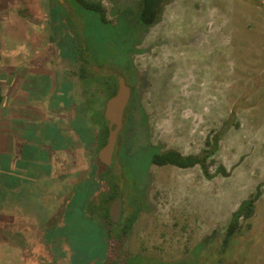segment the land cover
<instances>
[{
	"label": "rangeland",
	"instance_id": "374dc122",
	"mask_svg": "<svg viewBox=\"0 0 264 264\" xmlns=\"http://www.w3.org/2000/svg\"><path fill=\"white\" fill-rule=\"evenodd\" d=\"M139 1L102 0L105 23L74 0L6 2L0 59L31 66L23 96L45 125L28 133L38 154L5 169L2 198L11 204L0 209V264H34L44 234L61 222L68 190L47 171L61 130L74 137L71 151L94 165L90 119H100L105 90L86 97L92 80L71 76L77 49L102 79L121 74L133 88L111 168L102 172L117 184L127 214L140 211L125 240V264H264V0H166L150 26L140 21ZM84 99L91 116L75 123L63 105L79 108ZM209 134L212 178L198 166L151 164L152 154L167 149L198 154ZM250 197L249 226L240 221L223 248L228 223ZM73 238L70 254L44 262L99 259L95 228L89 238Z\"/></svg>",
	"mask_w": 264,
	"mask_h": 264
},
{
	"label": "trees",
	"instance_id": "16d2710c",
	"mask_svg": "<svg viewBox=\"0 0 264 264\" xmlns=\"http://www.w3.org/2000/svg\"><path fill=\"white\" fill-rule=\"evenodd\" d=\"M74 1L81 8L95 12L101 22H107L106 10L102 0ZM165 1L140 0L139 18L141 23L146 26L154 24ZM76 64L71 70V76H77L79 81L91 79V84L96 87L87 85L84 89L86 97L90 94L92 95L93 90L99 92L103 89L105 90L104 103H106L110 97L115 95L117 91L116 77L121 76V74L102 79L100 72L88 64L84 52L78 49L76 50ZM81 95L83 96V94ZM88 101L86 99L81 100L79 108L75 107L74 103L65 104L63 105L65 108L63 111L70 116L69 118L72 121L75 119L76 123V121H81L85 117L91 116V110H89L91 107ZM104 109L105 104H103V109L99 111L100 119H90L96 124V147L92 153L94 159L92 168L86 165L82 154L79 152L80 149L76 150V152L75 150H72L74 152L71 151L73 147L71 143L72 140L74 141V137L69 131L64 129L61 130L62 135L59 137L60 145L53 150L50 149V152L48 151L47 153L49 157L47 159V171H52L50 173L63 183V190L67 189L68 193L64 196L60 205L59 211L62 212L61 222L52 225L51 229H48L44 234L46 238L40 243L41 253L32 257L35 261L34 264H56L54 261L51 263L44 261H47V257L54 259L64 253L70 254L73 246V237L83 236L89 238L91 228L96 229L99 240L97 250L101 252L99 259H94L93 256L89 258L91 264H125L126 254L128 253L125 247V240L140 211L136 208L127 214V210L125 211L123 207V217L120 224L115 226L111 220L109 213L110 204L120 195L117 184L108 174H102L103 171L109 170V167L102 164L98 159V152L106 144L108 136V122L104 117ZM100 120H102V123H100ZM51 126L50 131L53 132L54 129ZM210 134L204 141V148L198 154L183 155L175 149H167L152 154L151 164L155 166L171 165L180 169H190L198 166L204 177L207 179L212 178L209 169L215 164V160L213 158L214 146ZM24 141L26 142V154L24 153V157H35L39 152L38 141L35 139H25ZM85 147L87 148V145ZM78 159L81 160L78 162ZM72 175L75 178L74 181L70 182L69 178ZM6 198V196L3 198L5 202L8 200ZM254 210V200L250 197L239 207L228 223L225 230L223 248H226L229 241L242 229L240 221L249 226L247 221L253 216ZM79 228L80 230H78ZM79 252L83 254L82 251Z\"/></svg>",
	"mask_w": 264,
	"mask_h": 264
},
{
	"label": "crops",
	"instance_id": "0c3cea01",
	"mask_svg": "<svg viewBox=\"0 0 264 264\" xmlns=\"http://www.w3.org/2000/svg\"><path fill=\"white\" fill-rule=\"evenodd\" d=\"M6 2L8 0H0V24L8 20L10 9ZM15 67L16 65L10 61L2 62L0 59V209L11 204L10 198L6 202L2 198L9 192L5 180L10 173L5 169L9 170L12 161L14 166L15 162L26 158L24 140H31L28 133L37 131L38 125L41 127L45 125L42 119H34L35 115L42 113L39 108L29 107L23 96V76L31 72V66L22 70ZM44 129L47 132L48 126Z\"/></svg>",
	"mask_w": 264,
	"mask_h": 264
},
{
	"label": "water",
	"instance_id": "95a60500",
	"mask_svg": "<svg viewBox=\"0 0 264 264\" xmlns=\"http://www.w3.org/2000/svg\"><path fill=\"white\" fill-rule=\"evenodd\" d=\"M130 97L129 87L124 79L117 77V91L105 103L104 117L108 122V136L106 144L99 150L98 159L107 167L112 164V158L117 143L119 132L123 125V113ZM121 212V199L117 197L109 207L111 220L114 224L119 221Z\"/></svg>",
	"mask_w": 264,
	"mask_h": 264
},
{
	"label": "flooded vegetation",
	"instance_id": "af4514ba",
	"mask_svg": "<svg viewBox=\"0 0 264 264\" xmlns=\"http://www.w3.org/2000/svg\"><path fill=\"white\" fill-rule=\"evenodd\" d=\"M117 77H119V76H117ZM117 77H116V79H117ZM123 79H124V81H125V83H126V85L129 87V90H130V97H131V95H132V92H133V88H132V86L131 85H129L128 83H127V81H126V79L123 77V76H121ZM130 97H129V101H130ZM128 101V102H129ZM117 142H118V139H117ZM116 146H117V143H116V145H115V150H116ZM115 150H114V154H115ZM114 154H113V156H114ZM120 199H121V197H120ZM113 202V201H112ZM111 202V203H112ZM111 205V204H110ZM123 203H122V200H121V212H120V217H119V221H118V223L117 224H114L115 226H117V225H119L120 224V222H121V219H122V217H123Z\"/></svg>",
	"mask_w": 264,
	"mask_h": 264
}]
</instances>
